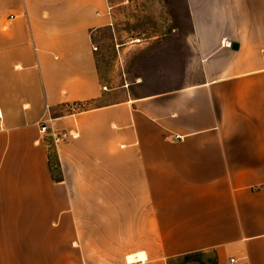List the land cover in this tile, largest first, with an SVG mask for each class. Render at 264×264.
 Here are the masks:
<instances>
[{
	"label": "crops",
	"instance_id": "crops-1",
	"mask_svg": "<svg viewBox=\"0 0 264 264\" xmlns=\"http://www.w3.org/2000/svg\"><path fill=\"white\" fill-rule=\"evenodd\" d=\"M179 2L107 88L118 5L0 0V264H264V0Z\"/></svg>",
	"mask_w": 264,
	"mask_h": 264
},
{
	"label": "rangeland",
	"instance_id": "rangeland-1",
	"mask_svg": "<svg viewBox=\"0 0 264 264\" xmlns=\"http://www.w3.org/2000/svg\"><path fill=\"white\" fill-rule=\"evenodd\" d=\"M125 1L111 0L113 5H118L113 18L116 35L102 32L101 36H97L94 41L98 50L102 84L107 88L125 84V58L124 55L119 57L116 53L115 44H124L130 37H152L154 35L152 30L155 28L184 24L179 0H128L129 3L122 6L121 4ZM131 31L135 33L133 36H129ZM137 63L133 61L134 72ZM135 73L134 77H137L141 72L139 70ZM210 259V255L200 258L189 257L176 264H207Z\"/></svg>",
	"mask_w": 264,
	"mask_h": 264
},
{
	"label": "built area",
	"instance_id": "built-area-1",
	"mask_svg": "<svg viewBox=\"0 0 264 264\" xmlns=\"http://www.w3.org/2000/svg\"><path fill=\"white\" fill-rule=\"evenodd\" d=\"M38 125H39V133L42 136H48L51 139L53 146H56L68 139H73L76 137L75 135L69 134L64 131L57 132V131L49 130L45 125L44 121L40 122ZM230 263H234V261H230Z\"/></svg>",
	"mask_w": 264,
	"mask_h": 264
},
{
	"label": "trees",
	"instance_id": "trees-1",
	"mask_svg": "<svg viewBox=\"0 0 264 264\" xmlns=\"http://www.w3.org/2000/svg\"><path fill=\"white\" fill-rule=\"evenodd\" d=\"M204 255H195V256H192V257H198V258H200V257H203ZM184 259H188L187 257L186 258H184ZM183 259V260H184ZM207 264H214V260L213 259H210L208 262H207Z\"/></svg>",
	"mask_w": 264,
	"mask_h": 264
},
{
	"label": "water",
	"instance_id": "water-1",
	"mask_svg": "<svg viewBox=\"0 0 264 264\" xmlns=\"http://www.w3.org/2000/svg\"><path fill=\"white\" fill-rule=\"evenodd\" d=\"M237 48H238V46H237L236 44H232V45H231V49H232V50H237Z\"/></svg>",
	"mask_w": 264,
	"mask_h": 264
},
{
	"label": "bare ground",
	"instance_id": "bare-ground-1",
	"mask_svg": "<svg viewBox=\"0 0 264 264\" xmlns=\"http://www.w3.org/2000/svg\"><path fill=\"white\" fill-rule=\"evenodd\" d=\"M228 44H229V43H228ZM228 44H227V45H228ZM129 261H131V259H129Z\"/></svg>",
	"mask_w": 264,
	"mask_h": 264
}]
</instances>
